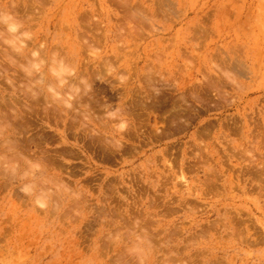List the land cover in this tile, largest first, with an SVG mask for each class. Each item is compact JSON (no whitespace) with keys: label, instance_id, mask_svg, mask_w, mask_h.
<instances>
[{"label":"rangeland","instance_id":"1","mask_svg":"<svg viewBox=\"0 0 264 264\" xmlns=\"http://www.w3.org/2000/svg\"><path fill=\"white\" fill-rule=\"evenodd\" d=\"M0 117V264H264V0H0Z\"/></svg>","mask_w":264,"mask_h":264},{"label":"bare ground","instance_id":"2","mask_svg":"<svg viewBox=\"0 0 264 264\" xmlns=\"http://www.w3.org/2000/svg\"><path fill=\"white\" fill-rule=\"evenodd\" d=\"M6 20V19H5ZM86 85V84H85ZM87 87V86H86ZM29 89V88H28ZM85 89V88H84ZM88 103V102H87ZM79 105V104H78ZM13 107V106H12ZM27 107V106H26ZM48 107V106H47ZM9 108V107H8ZM37 110V109H36ZM45 110H46V107H45ZM91 111V110H90ZM121 112V110H120ZM88 113V111H87ZM94 113V112H93ZM49 114V113H48ZM22 117V116H21ZM1 118V117H0ZM71 120V119H70ZM2 121V120H1ZM86 125V124H85ZM14 126V125H13ZM10 127V126H9ZM18 131V130H17ZM108 138V137H107ZM9 143V142H8ZM2 144V143H1ZM11 148V147H10ZM12 149V148H11ZM68 154V153H67ZM3 172V171H2ZM12 172V171H11ZM129 225V224H128ZM135 227V226H134Z\"/></svg>","mask_w":264,"mask_h":264}]
</instances>
